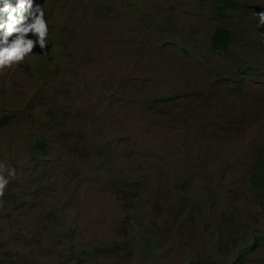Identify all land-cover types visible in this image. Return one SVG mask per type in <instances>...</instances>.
<instances>
[{
	"label": "rangeland",
	"instance_id": "1",
	"mask_svg": "<svg viewBox=\"0 0 264 264\" xmlns=\"http://www.w3.org/2000/svg\"><path fill=\"white\" fill-rule=\"evenodd\" d=\"M240 2L222 20L210 0H30L46 45L33 34L32 52L0 71V115L34 106L38 117L0 125V163L16 172L0 197V243L46 264L58 260L53 214L92 246L129 238V210L149 248L89 264L181 263L205 250L230 264L254 242L247 264H264V199L247 179L264 157V64L236 81L228 71L232 58L255 60L253 41L264 56V0ZM219 25L242 42L231 53L208 45ZM37 135L51 154L34 172L20 144Z\"/></svg>",
	"mask_w": 264,
	"mask_h": 264
},
{
	"label": "trees",
	"instance_id": "2",
	"mask_svg": "<svg viewBox=\"0 0 264 264\" xmlns=\"http://www.w3.org/2000/svg\"><path fill=\"white\" fill-rule=\"evenodd\" d=\"M212 2L211 15L215 19L225 20L229 14L230 10L233 8H239L241 6L240 0H210ZM6 0H0V8L3 7ZM15 6L18 3V0H7ZM27 3H30V0H27ZM25 16H28L27 22H31V17L28 15V12H25ZM6 17V16H5ZM256 38H258L255 35ZM27 38L34 40L32 32L27 34ZM209 47L213 51H217L222 54L231 53L232 50L236 49V45L242 43L240 39H236L233 34V31L223 25L217 26L210 34L206 36ZM178 39H176L177 41ZM35 41V40H34ZM255 47H258V50L255 54V60H249L247 63L241 64L236 59L232 58L229 61L228 71L231 74L230 79L236 81L237 78H241L244 74H249L250 71L259 69L257 62H261L258 57L261 55V48L258 44V40L253 41ZM187 53L189 50L185 48ZM248 55V54H246ZM264 63H262L263 65ZM173 97L175 95L173 94ZM43 103V102H42ZM36 108L30 106L29 111L19 112L18 110H8L3 112L0 115V125H9L14 122L25 121L26 119L34 121L36 116L34 112ZM22 150L27 154L29 158V163L32 167H35L34 172H37V169L42 165H46L47 158L51 154V143L47 140L45 135H37L35 138L28 139L25 142H21ZM99 159L104 160V155L99 153ZM247 179L250 183V186L257 192V194L264 199V157L263 155L259 156L256 161H254L247 170ZM139 181V180H138ZM142 181H139V185ZM119 193H126V188L121 183L115 181L111 182ZM142 187L144 185L142 184ZM180 188L182 196L187 197V201L194 202L195 197L191 196L187 190L189 188V181L184 178L180 181ZM10 190V182L7 184L4 189V196ZM128 193V192H127ZM129 196V194L127 195ZM1 197V196H0ZM126 213L131 214V220L129 221V226L131 229V236L125 240H112V241H101L99 243L93 244L92 246H86L80 244L79 241L75 239L74 233L71 228L66 224L65 219L62 214H53L52 217H55V223L53 224L54 234L49 236V240L53 242L52 250L49 251V254H53L57 257V261H50L46 264H89L94 260H98L102 257H110L117 255L123 251H133V246L140 245L143 250L148 249L150 246V236L146 230L143 232L140 231L136 213H131L129 210H126ZM188 217V216H185ZM220 231V240L222 243L226 239V236L223 234V224H219ZM262 236H257V241L261 240ZM258 244L254 242L252 245L246 243V246L243 245L240 247V251L236 255V259L230 264H247L254 246ZM0 264H36L35 262L20 256L16 250L11 247L5 246L0 243ZM249 253V254H248ZM169 264H218L217 259L210 254L209 250L203 251L199 256L192 257L191 259L181 262Z\"/></svg>",
	"mask_w": 264,
	"mask_h": 264
},
{
	"label": "clouds",
	"instance_id": "3",
	"mask_svg": "<svg viewBox=\"0 0 264 264\" xmlns=\"http://www.w3.org/2000/svg\"><path fill=\"white\" fill-rule=\"evenodd\" d=\"M261 7L263 12L256 13L259 20L255 27L258 30L264 28V4ZM26 11L31 17L30 23L27 22ZM0 14L6 16V19L0 17V30L3 31V37L0 39V71H3L5 68H11L13 65L19 64L25 59L26 55L32 52L37 41L27 38L29 32L38 36L39 45L44 48L47 41L48 27L44 19L43 9L39 6L32 8L27 0H18L15 6L6 0L3 7L0 8ZM13 34H15V37L9 42V37ZM262 49H264V44ZM261 55L258 57L260 58ZM260 60L264 63V56ZM15 176L14 168L6 163H0V196L3 195L10 179L15 178Z\"/></svg>",
	"mask_w": 264,
	"mask_h": 264
}]
</instances>
